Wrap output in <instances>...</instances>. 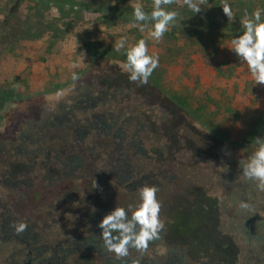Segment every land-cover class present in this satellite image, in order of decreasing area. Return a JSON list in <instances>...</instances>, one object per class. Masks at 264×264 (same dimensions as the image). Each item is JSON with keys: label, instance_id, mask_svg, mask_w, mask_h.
<instances>
[{"label": "rangeland", "instance_id": "rangeland-1", "mask_svg": "<svg viewBox=\"0 0 264 264\" xmlns=\"http://www.w3.org/2000/svg\"><path fill=\"white\" fill-rule=\"evenodd\" d=\"M137 2L152 11L153 0H0V181H20L21 174L56 168L72 155L86 173L62 183L41 179L29 196L11 199L15 213L53 229L60 225L45 212L63 202L65 192H55L60 188H72L73 209L86 188L96 189V203L105 197V206L127 208L140 203V187L155 185L165 228L152 256L171 264H223L215 258L216 245L256 246L264 227V191L239 168L256 150L254 139L264 137V86L228 49L243 32L245 14L264 10V0H227L232 21L223 13L224 0H206L199 13L180 0L167 6L178 17L162 41H148L159 67L145 85L130 82L123 69L127 46L115 49L121 36L129 44L144 38L129 27ZM63 117L76 118L71 125L89 119L81 128L101 117L107 127L99 134L87 128L88 137L75 143L79 125H60L56 120ZM127 138L136 153L126 181H140L151 170L160 175L142 180L135 192L123 185L115 199L107 198L111 189L98 197L103 181L117 185L108 153L121 139L125 151L114 155L126 159ZM242 201L250 207L241 208ZM78 224L68 228L73 241L87 236ZM68 261L101 264L96 253L79 246ZM243 261L237 254L236 264Z\"/></svg>", "mask_w": 264, "mask_h": 264}, {"label": "flooded vegetation", "instance_id": "flooded-vegetation-1", "mask_svg": "<svg viewBox=\"0 0 264 264\" xmlns=\"http://www.w3.org/2000/svg\"><path fill=\"white\" fill-rule=\"evenodd\" d=\"M71 119L74 120L76 118ZM71 119L63 117L56 121L60 125H62V122H66L68 126L70 125V129H72L75 124L77 126L79 125V128L75 130V143H79L78 140L81 142L84 141V138L88 137L92 129L99 134L105 129L104 127H107L101 117H96L94 122L88 125L87 128H89L88 130L90 131H87V128L80 127L83 125L85 126V124L89 122V119H84V121L72 125L70 124V121H72ZM116 136L117 135H115V137ZM118 140L119 142L116 144L115 149H110L108 153L111 159L110 162H115V165L110 169L114 174L112 181L116 180L115 183L117 185L110 188V183L103 181V187L100 188V195H98V197L106 194V192H103L104 190L111 189L113 194L107 198L115 199L120 196V186L123 185L125 190L135 192L138 186L142 185V180L160 175V173H155L154 170H151L149 175L141 177L140 181L127 182L126 180L132 177L128 160L136 153V145L134 141L128 142L127 138L125 146H127L130 152L126 159L122 161L121 158H118V156L115 157L114 155V152L120 153L125 151L121 147V142H123V140ZM68 158L69 161L67 163H62L56 168L38 167L34 168L33 175L23 173L21 174L23 179L20 181H0V184L5 186V189L2 187L0 188V264H71V262L68 261L69 255H71L73 249H76L78 246L85 249L87 252L96 253L101 264H130L133 258L139 259L141 264H171L172 262L170 263L169 259L165 257L158 258L157 256H152L151 249L153 247V242L150 243L147 252L143 255L136 252L134 249L130 250V256L125 260H117L114 254L107 252L103 248L102 240L99 238L102 230L98 227V224L106 214L115 209L117 204H113L112 207L105 206L102 204V202L105 203V197L99 198L101 199L100 203L94 202L93 199L98 194L95 192L96 189L94 191H87V188L84 189L82 204L74 209L71 187L66 186L64 189L60 188V190H54L56 195L65 192V197L62 203L52 207V210L45 212V217L49 218L53 224L60 225V229H53L52 225L47 221H43L42 224H40V219H34V217L30 216L23 217L19 215V211L17 213L14 212L11 205L13 204L12 200H16L17 195H20V198H17L19 201L23 200L25 195L29 196L31 194L30 190H34L41 185V179L53 178L56 182L62 183L64 179L71 180L74 173L82 172L81 170H83L84 173L87 172L83 166L79 165L77 160L73 159L72 155L68 156ZM105 168L108 169L109 167ZM38 203L39 200L36 201V205H38ZM35 215L39 217L37 212ZM79 221L82 224L81 226H79L80 223L78 224ZM247 222L250 223L249 221ZM18 223H25L27 225L26 230L19 234H17L14 228V225ZM71 224H78V227L84 229L83 231L87 234L86 238L73 241L72 230L68 229ZM259 231L262 232V234L256 238L258 241L256 246L238 247L223 245L221 247V245H216L214 254L217 251L220 256L215 258H218L223 264H236L235 260L237 259V254H241L244 261L238 264H264V227ZM216 233L220 234L214 231V236ZM161 235L162 232L160 233V236ZM229 258L231 259L230 262L227 261ZM176 261L180 262L179 259H176Z\"/></svg>", "mask_w": 264, "mask_h": 264}, {"label": "clouds", "instance_id": "clouds-1", "mask_svg": "<svg viewBox=\"0 0 264 264\" xmlns=\"http://www.w3.org/2000/svg\"><path fill=\"white\" fill-rule=\"evenodd\" d=\"M176 0H153L152 11H145L141 3H133V22L129 25L144 33V38L129 44L127 36H121L115 43L116 51L127 46L126 62L123 69L129 74V80L139 85L148 83L153 71L159 67V56L149 52L148 41L159 43L166 32L174 25L178 12L168 10ZM196 13L201 12L206 0H180ZM224 15L229 21L235 19L232 6L224 0L222 4ZM262 11L257 8L254 12L245 14L241 21L243 32L230 40V51L234 52L240 62L247 65L248 73L256 85L264 86V21ZM256 150L250 157L239 161V168L246 181L255 183L257 188L264 191V137L254 139ZM95 187H97L95 182ZM159 189L155 186L144 185L137 190L139 204H129L127 208L116 206L106 214L98 227L102 230L100 239L103 248L114 254L117 260H125L130 256V250L143 255L150 243L160 239V233L165 228L160 219L162 205L157 199ZM240 207L247 209L250 205L240 202ZM130 213V215H129ZM17 234L26 230L25 223L14 225ZM130 264H141L133 258Z\"/></svg>", "mask_w": 264, "mask_h": 264}, {"label": "trees", "instance_id": "trees-1", "mask_svg": "<svg viewBox=\"0 0 264 264\" xmlns=\"http://www.w3.org/2000/svg\"><path fill=\"white\" fill-rule=\"evenodd\" d=\"M240 5H243V3H239ZM4 93L3 92H0V103L2 102V99H3V97H2V95H3ZM67 126V125H66Z\"/></svg>", "mask_w": 264, "mask_h": 264}]
</instances>
